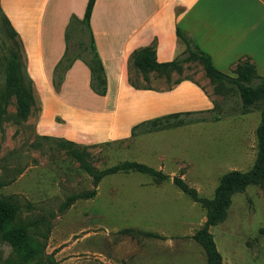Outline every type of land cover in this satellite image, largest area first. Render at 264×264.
<instances>
[{
	"label": "rangeland",
	"instance_id": "rangeland-1",
	"mask_svg": "<svg viewBox=\"0 0 264 264\" xmlns=\"http://www.w3.org/2000/svg\"><path fill=\"white\" fill-rule=\"evenodd\" d=\"M2 14L1 94L9 60L15 59L25 71L22 43ZM70 32L73 54L84 52L89 43L85 27L73 23ZM181 43L183 51L178 60L186 57V46L191 47L189 38H181ZM237 65L223 73L234 78ZM133 70L131 82L142 87L163 90L182 79L195 82L213 97V115L205 114L206 121H199V115L183 117L186 123L179 127L157 132L139 128L126 140L77 144L74 148L82 152L83 160L95 171L134 161L167 175L168 179L160 183L148 175L129 171L105 176L95 184L67 148L35 133L37 100L25 76L23 83L32 88L34 97L26 116L20 114L13 93L4 96L0 182L6 184L0 187V199L19 205L20 221L27 225L32 240L42 247L39 257L30 264L206 263L203 248L191 237L203 226L207 209L182 193L173 179L181 177L198 197L212 199L225 173L248 171L256 158L259 111L239 115L237 94L223 92V87L212 83L196 60L180 63L168 79L155 73L143 78ZM256 74L264 77V70ZM215 116H219V122ZM92 190V198L77 199L63 209L68 197ZM124 229L154 233L159 238L123 234ZM209 232L222 264H264L263 191L250 185L233 194L225 220L209 228ZM6 262L22 264L16 252L0 238V264Z\"/></svg>",
	"mask_w": 264,
	"mask_h": 264
},
{
	"label": "crops",
	"instance_id": "crops-1",
	"mask_svg": "<svg viewBox=\"0 0 264 264\" xmlns=\"http://www.w3.org/2000/svg\"><path fill=\"white\" fill-rule=\"evenodd\" d=\"M87 1L0 0L23 46L38 107L34 131L41 137L104 144L131 138L132 128L147 120L211 110L213 97L189 79L163 90L131 84L135 52L152 47L157 63L171 62L183 51L181 36L222 73L241 61L264 70V0H95L89 25L106 93L92 91L90 71L78 59L55 89L65 31L72 17L83 19Z\"/></svg>",
	"mask_w": 264,
	"mask_h": 264
},
{
	"label": "trees",
	"instance_id": "trees-1",
	"mask_svg": "<svg viewBox=\"0 0 264 264\" xmlns=\"http://www.w3.org/2000/svg\"><path fill=\"white\" fill-rule=\"evenodd\" d=\"M94 2L95 0H88L83 19L79 21L75 17H72L69 25L67 26L65 31L66 51L61 61L56 66L53 75V85L55 89L59 88L65 71L71 66L73 61L78 59L83 61L90 71V87L92 91L100 96H103L106 93V79L103 66L96 52L89 25ZM0 13L2 14L1 9ZM3 17L11 31L15 34V36H17L5 16ZM73 23L82 24L85 27V31L89 38L88 45L86 46L84 52L80 54H73V51L69 46L71 39L70 29ZM181 38L184 37L181 36ZM78 46L79 48L81 47L79 43ZM185 52L187 55L181 60H178L177 58L171 62L157 63L155 61V55L152 47L143 48L135 52L132 56L131 68L140 73L143 78L145 76L147 77L151 73H155L159 77L164 76L168 79L172 71L178 69L180 63L196 60L201 64L205 76L212 83L218 84L219 88L223 87V92L232 91L237 94L240 103V109L238 110L239 115H245L249 113L250 110H257L260 114V121L255 131L257 150L253 166L246 172L234 170L225 173L220 178L212 199L198 197L196 190L188 187L181 177H175L173 179L175 186H177L182 193L189 196L194 202L200 203L207 209L206 220L203 226L191 237L203 248L206 257L205 264H222L221 255L215 246L212 235L209 232V228L225 220L233 194L243 192L245 188L250 185L258 186L264 193V77H260L256 74L255 68L250 62L243 61L242 63H238L235 69L236 76L231 78L217 70L213 66L210 56L198 48L193 47L192 45L191 47L186 46ZM24 70L25 71H23L21 64L15 59L9 60L6 64L5 89L2 94L0 93V122L5 113L3 98L6 94L13 93L15 95L19 112L22 116H26L29 112V107L33 103L34 97L32 88L26 87L23 83V76H25L28 80L27 84L32 85L26 74L25 67ZM131 84L134 87H142L134 82H131ZM213 105V108L208 111L174 113L142 122L132 128L131 136H134L136 134V130L139 128H144V132H157L182 126L186 123L185 120H182L183 117L199 115L202 116L198 119L199 121H206L204 117L205 114H210V116H212L214 113V101ZM214 120H220L219 116H215ZM52 139L58 141L60 145L67 148L71 155L81 162L87 173L93 178L95 184L105 176L113 175L118 172L129 171L148 175L156 183H160L168 179V176L163 174L161 171L134 161L122 162L111 168L102 171H95L83 160L82 152H79L74 148L79 145L64 139ZM104 144H109V142ZM5 184L6 183L0 182V187ZM94 195V190L80 195H72L68 197L63 209L70 206L77 199H89ZM19 209L20 207L18 204L11 203L5 199H0V238L16 252L20 263L30 264L39 257L42 252V247L37 242L32 240L29 235L27 225L20 221L18 215ZM122 233L159 238L157 234L135 229H124ZM5 264L15 263L6 262Z\"/></svg>",
	"mask_w": 264,
	"mask_h": 264
}]
</instances>
